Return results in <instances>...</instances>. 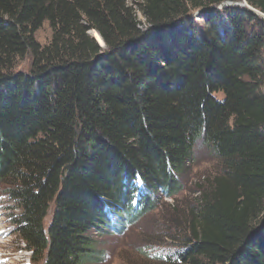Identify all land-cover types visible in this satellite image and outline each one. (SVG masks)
<instances>
[{
    "label": "trees",
    "instance_id": "obj_1",
    "mask_svg": "<svg viewBox=\"0 0 264 264\" xmlns=\"http://www.w3.org/2000/svg\"><path fill=\"white\" fill-rule=\"evenodd\" d=\"M228 1L0 0V189L33 264L99 260L95 233L181 194L200 143L218 168L156 264H264V0Z\"/></svg>",
    "mask_w": 264,
    "mask_h": 264
},
{
    "label": "rangeland",
    "instance_id": "obj_2",
    "mask_svg": "<svg viewBox=\"0 0 264 264\" xmlns=\"http://www.w3.org/2000/svg\"><path fill=\"white\" fill-rule=\"evenodd\" d=\"M240 3L248 5L246 0ZM200 15L195 11L193 18L196 19V24L202 26L203 19ZM140 17L144 21L141 15ZM35 37L42 45L49 43L52 38V29L48 21L35 33ZM218 97L223 98L222 95ZM195 153L191 173L182 178L184 184L182 193L174 199L166 197L165 194L153 196L157 208L138 218L134 223L128 221L126 216L124 221L126 227L123 231L119 228V222L116 227L114 224L105 228L102 234L95 233L94 236L102 254L99 260H93L88 264H156L165 261L167 256L176 258L177 252L183 248L177 242L180 240L178 237L183 236L184 232L168 226L165 220L185 219L187 208L197 196L196 183L203 176L213 174L218 168L217 160L208 146L198 144ZM9 206H12V202H8L0 189V264H33L30 260V252L22 249L24 245L21 243L19 245L17 243L19 240L12 233L16 226L11 221L12 211ZM107 210L111 213V220L118 222L120 218L115 216L110 207H107Z\"/></svg>",
    "mask_w": 264,
    "mask_h": 264
},
{
    "label": "water",
    "instance_id": "obj_3",
    "mask_svg": "<svg viewBox=\"0 0 264 264\" xmlns=\"http://www.w3.org/2000/svg\"><path fill=\"white\" fill-rule=\"evenodd\" d=\"M245 6V4H243V3H240V2H232V1H228V2H226V3H224L223 4V6ZM247 5V4H246ZM248 6V5H247ZM222 7V6H221ZM249 8L251 9V10H253L255 13H258V14H260V15H262L263 17H264V13H262V12H260L259 10H257V9H254V8H252V7H250L249 6ZM199 14H201V12L199 13ZM95 30H92V31H90V33L92 34L93 32H94ZM96 33H97V31H95ZM99 36H100V34H98ZM98 41H99V43L101 44V46L102 47H105V42H104V40L102 39V37L100 36V40L96 37V36H94Z\"/></svg>",
    "mask_w": 264,
    "mask_h": 264
},
{
    "label": "bare ground",
    "instance_id": "obj_4",
    "mask_svg": "<svg viewBox=\"0 0 264 264\" xmlns=\"http://www.w3.org/2000/svg\"><path fill=\"white\" fill-rule=\"evenodd\" d=\"M98 34H99V33H98V32L96 33L95 31L92 33L93 36H96V37L100 40L101 38H100V36H99ZM16 260H17V259H16ZM18 260H19V259H18ZM20 260H21V259H20ZM15 262H16V261H15ZM19 262H21V261H19Z\"/></svg>",
    "mask_w": 264,
    "mask_h": 264
}]
</instances>
